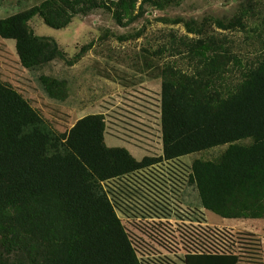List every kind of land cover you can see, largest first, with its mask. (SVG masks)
<instances>
[{
	"label": "trees",
	"instance_id": "trees-1",
	"mask_svg": "<svg viewBox=\"0 0 264 264\" xmlns=\"http://www.w3.org/2000/svg\"><path fill=\"white\" fill-rule=\"evenodd\" d=\"M137 1L44 0L0 18V37L15 40L23 67H39L64 53L54 39L31 31L28 21L35 15L61 29L76 15L105 8L121 24L134 19ZM171 47L178 53L186 49L195 67L185 72L163 64L161 154L141 160L124 147L105 144L102 114L85 115L67 133H58L0 80V264H141L118 213L133 217L164 212V194L170 189H155L162 196L158 209L148 202L133 208L127 194L105 183L148 168L158 180L166 174L174 179L181 176L175 166L180 157L219 145L227 147L217 158L181 164L187 183L196 188L202 207L221 218L264 217V49L226 86L224 77L238 58L221 42L213 37L181 39ZM42 80L55 96L47 78ZM156 164L161 170L153 174ZM181 188L173 193L181 197ZM185 263L241 260L231 252L187 254Z\"/></svg>",
	"mask_w": 264,
	"mask_h": 264
},
{
	"label": "rangeland",
	"instance_id": "rangeland-1",
	"mask_svg": "<svg viewBox=\"0 0 264 264\" xmlns=\"http://www.w3.org/2000/svg\"><path fill=\"white\" fill-rule=\"evenodd\" d=\"M43 1L0 0V18ZM134 14V19L119 24L112 12L96 8L76 15L61 29L47 26L35 15L28 21L31 31L54 39L64 57L25 68L16 53L15 40L0 37V80L20 93L58 133H67L85 115L102 114L108 147H124L136 160L159 156L163 64L185 72L195 67L186 49L178 53L171 46L179 45L181 39L197 42L215 38L238 58L223 80L224 85H231L238 80L241 67L255 63L264 49V0H138ZM43 77L55 96L46 90ZM226 147L188 154L178 161L189 165L198 158L213 160ZM182 188L183 200L177 203L202 211L201 217L210 228L251 236L245 247L255 248L256 240L257 259L247 263L264 264V217L222 219L202 207L193 184ZM118 214L122 223L129 225L122 213ZM137 225L140 228L132 227L130 233L139 240L141 224ZM142 246L150 249L148 243ZM139 257L144 264H158L153 257ZM175 263L180 264L177 260Z\"/></svg>",
	"mask_w": 264,
	"mask_h": 264
},
{
	"label": "built area",
	"instance_id": "built-area-1",
	"mask_svg": "<svg viewBox=\"0 0 264 264\" xmlns=\"http://www.w3.org/2000/svg\"><path fill=\"white\" fill-rule=\"evenodd\" d=\"M182 163L175 165L181 176L179 177L176 174L174 179L173 176L170 177L169 174H166L164 177L161 176V180H158L157 175L151 176V169L148 168L146 171L134 172L121 179L115 178L105 183L106 186L111 187L113 190L121 189L125 196L127 194L128 205L133 206V208H139L144 202H148L149 206L153 205L158 209L160 205L157 201H160L162 196L159 193L161 190L155 191V189L158 190L159 187L163 186H167L170 189L164 194V197L167 198L163 203L167 207L164 212L157 213L155 211L153 214H142L133 217L132 215L127 216L125 213L122 214L129 225L122 224L141 264H144V262L139 256L153 257L158 264H176V260L180 264H186L185 257L187 254H222L229 252L240 256L241 263L239 264H248L247 262L250 260H256L258 252L256 240H253L255 248L249 249L245 247L248 245L247 242L251 241V236L241 234L239 231L232 233L229 230L230 233H226L223 228H210L209 224H205L207 222L201 217L202 211L183 207L177 203V201L181 200V197L175 195L173 189L175 191L176 188L185 187L187 184L188 173L180 171ZM166 165L169 166L168 164ZM153 167L155 168L152 171L153 174L155 171L161 170L157 168L158 164ZM164 171L165 169L161 174ZM174 180H176V183ZM152 201L155 204H151ZM132 212L133 210H131ZM138 223L141 224V237L144 240L139 237V240H137L134 238L135 235L130 233L132 231L131 228L138 226ZM228 234H231V238L228 237ZM241 235L243 238H239ZM140 242L142 245L148 243L150 249L142 246ZM138 245L141 246L139 249ZM179 250L182 254H180Z\"/></svg>",
	"mask_w": 264,
	"mask_h": 264
},
{
	"label": "crops",
	"instance_id": "crops-1",
	"mask_svg": "<svg viewBox=\"0 0 264 264\" xmlns=\"http://www.w3.org/2000/svg\"><path fill=\"white\" fill-rule=\"evenodd\" d=\"M182 189H183V188H182ZM182 192H183V191L181 190V200H183ZM222 219H224V218H222Z\"/></svg>",
	"mask_w": 264,
	"mask_h": 264
},
{
	"label": "flooded vegetation",
	"instance_id": "flooded-vegetation-1",
	"mask_svg": "<svg viewBox=\"0 0 264 264\" xmlns=\"http://www.w3.org/2000/svg\"><path fill=\"white\" fill-rule=\"evenodd\" d=\"M148 181H150V179H148Z\"/></svg>",
	"mask_w": 264,
	"mask_h": 264
}]
</instances>
